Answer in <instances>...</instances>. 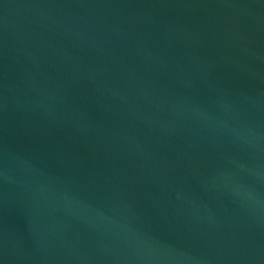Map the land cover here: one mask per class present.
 <instances>
[{"label":"water","instance_id":"obj_1","mask_svg":"<svg viewBox=\"0 0 264 264\" xmlns=\"http://www.w3.org/2000/svg\"><path fill=\"white\" fill-rule=\"evenodd\" d=\"M0 264H264V0H0Z\"/></svg>","mask_w":264,"mask_h":264}]
</instances>
